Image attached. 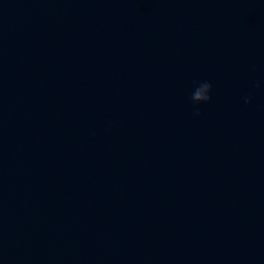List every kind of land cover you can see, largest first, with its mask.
<instances>
[{"label":"water","instance_id":"obj_1","mask_svg":"<svg viewBox=\"0 0 264 264\" xmlns=\"http://www.w3.org/2000/svg\"><path fill=\"white\" fill-rule=\"evenodd\" d=\"M0 264H264V0H0Z\"/></svg>","mask_w":264,"mask_h":264},{"label":"clouds","instance_id":"obj_2","mask_svg":"<svg viewBox=\"0 0 264 264\" xmlns=\"http://www.w3.org/2000/svg\"><path fill=\"white\" fill-rule=\"evenodd\" d=\"M213 84L209 81L197 82L194 90L191 94V100L197 104L200 102H209L212 100ZM253 102V97L251 95L244 97V103L251 104ZM197 115L200 113L197 112Z\"/></svg>","mask_w":264,"mask_h":264}]
</instances>
